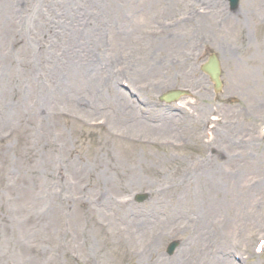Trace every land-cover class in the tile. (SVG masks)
<instances>
[{
    "label": "rangeland",
    "instance_id": "374dc122",
    "mask_svg": "<svg viewBox=\"0 0 264 264\" xmlns=\"http://www.w3.org/2000/svg\"><path fill=\"white\" fill-rule=\"evenodd\" d=\"M259 2L241 0L231 12L222 0H0V264H137L132 253L149 233L129 242L120 230L162 233L165 264H205L206 251H188L202 216L206 237L197 245L212 247L228 218L221 207L207 208L205 160L236 182L237 215L253 225L248 236H235L233 254L245 252L236 263L264 264L252 251L264 240ZM243 19L240 36L233 28ZM211 54L221 62L219 94L200 69ZM190 55L193 67L184 62ZM158 57L166 58L165 70L148 74ZM161 79L170 85L160 89ZM168 90L190 96L160 104ZM180 107L198 109L199 123L169 135L136 129L126 118L155 120ZM207 117L209 150L202 143ZM257 152L262 165L251 166ZM138 193L150 199L137 204ZM175 241L181 245L169 256ZM144 264L154 260L146 256Z\"/></svg>",
    "mask_w": 264,
    "mask_h": 264
},
{
    "label": "bare ground",
    "instance_id": "6f19581e",
    "mask_svg": "<svg viewBox=\"0 0 264 264\" xmlns=\"http://www.w3.org/2000/svg\"><path fill=\"white\" fill-rule=\"evenodd\" d=\"M256 1H254L255 3ZM253 4V2L251 3V5ZM263 10H264V2H259L257 3V8H256V12L260 15H264L263 14ZM219 18L221 17V15L223 14H219ZM258 17V15H257ZM207 18H204L207 21ZM205 23V22H204ZM208 25V24H207ZM247 25H244V19L243 21L241 20H237L236 24L234 25V30L236 33H238L240 36H243L244 33V27ZM208 27V26H207ZM184 41V40H183ZM164 44V43H163ZM181 43H179L178 48H182V46L180 45ZM166 48H168V44H166ZM166 48H163L164 50H162L161 52L164 53L163 51H168ZM165 59V58H164ZM166 60V59H165ZM165 60L161 59L160 57L156 58V59H152V68L150 67V71H148V69L146 70V72L152 73L154 71H158L161 72L163 70H165ZM72 62H74L73 60H71ZM158 61V62H157ZM186 61V64L188 62L187 58L184 59V62ZM76 62V61H75ZM74 62V67H76L79 71L82 69L81 65L76 64ZM143 72V71H142ZM197 84L200 85L201 81L196 80ZM170 81L161 79V81L158 83L159 87H164L165 85L169 84ZM113 100L119 104L120 108L122 109L123 114L127 113V108L124 107V105H122L121 99H119V97H114ZM210 110H208L209 112ZM171 114H169L168 116H164V117H160L159 118V122L156 125H152V124H148L146 122H144L143 120H139V119H131L126 117L128 120L131 121V124L133 127H135L136 129H142V130H150V131H154L156 133H163V134H173L174 133V128L172 127L173 124H176L178 126H180L183 129H188V127L190 125H192V123H199V119L201 117L200 112L198 109H194L193 111H188V110H184V109H176V110H172L170 111ZM125 117V116H124ZM172 123V125H171ZM212 125V127H211ZM213 130H214V126L213 123L210 122L209 117H207L206 120V125H204V129H203V141L202 143L204 144V148L206 149H212L213 146V138H212V134H213ZM227 139L231 140L232 137L230 134L226 135ZM226 139V138H224ZM227 145V142L225 143ZM260 153L257 152L254 154V157H251L250 154V158L252 161L251 166H256V165H262L260 162L262 161L261 157L259 156ZM208 160H205V162H203V165L200 168H208L207 172H208V178L206 180V183L202 182L201 185V189L203 191V194L207 195V200H206V205L207 208H218L221 207L224 209L225 212H227V216L228 218H226V221L224 223V225L221 227V231L222 229L225 227V230L222 232V234L220 236H217V244L214 243V241L212 242V244H215L214 247L211 246V244L206 245H197L199 242H201V240L203 238L206 237V230H207V223L205 218H203L202 216V224H201V229L200 232L197 236H195L194 240L192 243L195 244H191L190 245V249H188V251H192L197 252L199 249L200 250H204L208 253L206 259H205V264H209L211 261L215 264H237L236 263V255L233 254L236 248V243H237V235L239 233H247L248 231L253 229V225L248 221L244 219L240 220L239 216L237 215V210H236V205L240 199L239 195H238V191L237 189L234 190L233 187L236 186V182L232 181V179L230 177L227 176V174L224 173H220V172H216L211 166L209 167L207 165ZM46 165V163H45ZM210 165V162H209ZM230 178V179H229ZM40 181V179H39ZM233 186H232V184ZM230 189H232L233 191L230 192ZM260 189H263V185L260 187ZM264 196V195H263ZM264 199V198H263ZM183 211V208H179L178 211H176V214H181V212ZM225 220V218H224ZM208 221V220H207ZM206 224H205V223ZM238 224L240 226H238ZM125 225H120V227H123ZM125 228V227H124ZM122 228V229H124ZM52 229V224L51 222L48 223V227L47 230H51ZM236 231V232H235ZM149 233V234H148ZM121 234L125 237H127L129 242H135V241H143V240H139L144 234H148V237L146 239V241L144 242V244H141L140 246H137L134 250V252L132 253L135 257H139L137 264H144V260L146 258V256L152 258L154 260V264H160L161 262H163L164 264L166 263L164 260L161 261L160 257L158 258V255H160V253L158 252V245L157 243L159 241H161L158 238H161L162 233H158V232H154V231H150V232H134V233H130L129 231L126 232H122L121 230L118 232V235ZM249 234H251V232H249ZM235 236L237 237V241L235 240ZM248 236V233L247 235ZM153 240V241H152ZM213 240V239H212ZM242 246L243 244L242 242H240L239 247ZM203 248V249H202ZM187 249H185L184 254L186 255ZM222 252L224 253V255L226 256V258H228L227 260H221L220 258H218L219 255L222 256ZM186 258V257H185ZM187 259H183V262H185ZM146 262V261H145ZM180 263V262H179ZM42 264H48V263H42ZM175 264H178V258L175 259ZM201 264V263H200Z\"/></svg>",
    "mask_w": 264,
    "mask_h": 264
},
{
    "label": "water",
    "instance_id": "95a60500",
    "mask_svg": "<svg viewBox=\"0 0 264 264\" xmlns=\"http://www.w3.org/2000/svg\"><path fill=\"white\" fill-rule=\"evenodd\" d=\"M205 70L209 73L211 78L215 81L217 89H220L221 87V84L219 82L220 68H219V64L217 60L213 58L211 63L205 68Z\"/></svg>",
    "mask_w": 264,
    "mask_h": 264
}]
</instances>
